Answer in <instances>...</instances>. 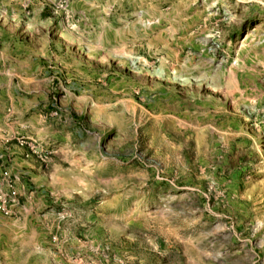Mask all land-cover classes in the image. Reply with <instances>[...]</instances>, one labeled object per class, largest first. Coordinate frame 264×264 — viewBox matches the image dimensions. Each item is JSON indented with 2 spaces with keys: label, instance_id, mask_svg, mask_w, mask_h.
Returning a JSON list of instances; mask_svg holds the SVG:
<instances>
[{
  "label": "rangeland",
  "instance_id": "374dc122",
  "mask_svg": "<svg viewBox=\"0 0 264 264\" xmlns=\"http://www.w3.org/2000/svg\"><path fill=\"white\" fill-rule=\"evenodd\" d=\"M0 34V264H264V0H0Z\"/></svg>",
  "mask_w": 264,
  "mask_h": 264
},
{
  "label": "crops",
  "instance_id": "0c3cea01",
  "mask_svg": "<svg viewBox=\"0 0 264 264\" xmlns=\"http://www.w3.org/2000/svg\"><path fill=\"white\" fill-rule=\"evenodd\" d=\"M2 29V28H1ZM2 30H4V29H2ZM5 31V30H4ZM9 42V40L7 39V38H4L3 37V35L2 34H0V47H4V58H2L1 56H0V61H3V63L5 62V58H8V50H6L7 49V47L9 48V45L10 44H8V46H7V43ZM21 43H23V42H21ZM28 45L30 44V42L29 41H27L26 42ZM16 44L18 45L17 46V51H12L14 54H15V56H18V57H24V56H26V53H27V56L28 57H32V59L34 60V59H36V52L35 51H33V52H28V50L27 51H25L24 52V55L23 54H21V51L20 50H22V48H21V44L20 43H15L14 44V46L16 47ZM20 44V45H19ZM7 46V47H6ZM20 47V50H18V48ZM24 47L25 48H27L25 45H24ZM29 47V46H28ZM8 51V52H7ZM19 51H20V54H19ZM10 53V52H9ZM38 53V52H37ZM11 54V53H10ZM39 55H43L41 52L39 53ZM34 68L36 69L37 68V71H39V72H37V73H34L33 75H31V76H28L27 77V79H28V81L30 82V83H33V82H37L38 84H39V87L38 88H43L44 87V82L49 78L48 76H46V72L47 71H49L47 68H48V66H45L44 64H43V61H41V63L40 62H36V64L34 65ZM2 71H7V69L5 68V66H4V70H0V75L1 74H3V72ZM10 80H12V73H10ZM35 92V91H34Z\"/></svg>",
  "mask_w": 264,
  "mask_h": 264
},
{
  "label": "built area",
  "instance_id": "2783aa9c",
  "mask_svg": "<svg viewBox=\"0 0 264 264\" xmlns=\"http://www.w3.org/2000/svg\"><path fill=\"white\" fill-rule=\"evenodd\" d=\"M5 177H10L9 171L4 172ZM0 210L5 211L6 208L3 203L0 202Z\"/></svg>",
  "mask_w": 264,
  "mask_h": 264
}]
</instances>
